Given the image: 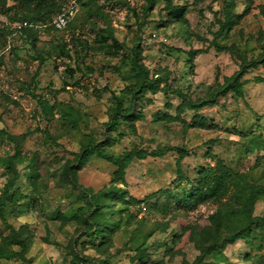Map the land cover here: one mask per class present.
I'll return each instance as SVG.
<instances>
[{"label":"rangeland","instance_id":"374dc122","mask_svg":"<svg viewBox=\"0 0 264 264\" xmlns=\"http://www.w3.org/2000/svg\"><path fill=\"white\" fill-rule=\"evenodd\" d=\"M152 1L60 0L69 25L33 44L0 16V264H264V0ZM89 138L163 156L122 175ZM207 169L215 193L180 200Z\"/></svg>","mask_w":264,"mask_h":264},{"label":"trees","instance_id":"16d2710c","mask_svg":"<svg viewBox=\"0 0 264 264\" xmlns=\"http://www.w3.org/2000/svg\"><path fill=\"white\" fill-rule=\"evenodd\" d=\"M9 1L13 2V5H9ZM148 7L151 8L153 6L152 0H147ZM169 4H171V0H169ZM64 3L60 2V0H0V16L3 17V25L5 29L9 33H17L22 35L25 39L29 40L31 44L37 41V37L35 36L37 29L48 24L49 27L58 30L53 24V18L58 15ZM184 8L175 7L173 8L171 14L176 17V19H182L184 16ZM28 22L29 26L22 29L17 30L13 27V24L17 22ZM8 23V25H6ZM69 25V23H68ZM67 25V26H68ZM66 26V28H67ZM134 63L137 65L139 69V74L136 79V84L129 89L130 94L133 95V100L138 98L140 93H143L147 88H149L153 84V80L149 77V72L140 65L138 60L134 59ZM243 76L242 73L238 74L236 78L231 81L232 83L228 85L225 92H240L245 83H241L239 79ZM259 82H264V80H259ZM176 94V92H174ZM177 94H181L177 91ZM123 118H131L134 116V106L130 107V110L127 111L124 108L123 101L120 99L116 100V108L112 113V123L117 122L119 116ZM9 139L14 143H17V139L9 135ZM90 145L86 149H84L82 154L86 155H96L100 158L105 159L107 162L113 164L117 167V173L124 174L126 169L132 163L134 159H146L148 156L151 157H162V152H152L148 153L145 151L139 152H129L119 158L109 157L104 154L99 146L89 138ZM202 177L200 179V188L198 191L194 192L189 191L185 192L183 196L178 195L184 203L192 202L193 200H198L199 198H203L204 196H208L209 194L215 193V185L218 179L216 177L215 171L212 169H207L203 171ZM225 173L221 175V177L225 176ZM220 177V176H219ZM88 203L94 208V213L101 209L100 197L98 195H93L91 199H88ZM95 233L94 235L97 237L99 235H103L104 231L102 226L99 223H95ZM240 233L234 234L226 240L227 244H232L236 242L240 236Z\"/></svg>","mask_w":264,"mask_h":264},{"label":"built area","instance_id":"2783aa9c","mask_svg":"<svg viewBox=\"0 0 264 264\" xmlns=\"http://www.w3.org/2000/svg\"><path fill=\"white\" fill-rule=\"evenodd\" d=\"M74 13V7L64 5L61 12L53 18L52 24L57 29H64L69 23L70 16ZM8 25V23H6ZM29 26L28 22H17L13 24V27L17 30H22Z\"/></svg>","mask_w":264,"mask_h":264}]
</instances>
